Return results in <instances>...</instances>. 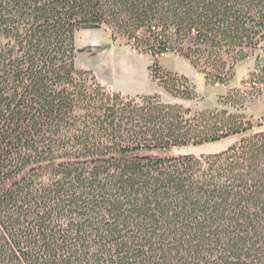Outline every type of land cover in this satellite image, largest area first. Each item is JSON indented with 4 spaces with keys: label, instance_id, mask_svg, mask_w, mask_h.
<instances>
[{
    "label": "trees",
    "instance_id": "obj_1",
    "mask_svg": "<svg viewBox=\"0 0 264 264\" xmlns=\"http://www.w3.org/2000/svg\"><path fill=\"white\" fill-rule=\"evenodd\" d=\"M103 27L175 97L197 91L167 54L213 84L254 55L264 74V0H0V264H264V123L226 108L260 92L197 112L107 94L77 66Z\"/></svg>",
    "mask_w": 264,
    "mask_h": 264
},
{
    "label": "rangeland",
    "instance_id": "obj_2",
    "mask_svg": "<svg viewBox=\"0 0 264 264\" xmlns=\"http://www.w3.org/2000/svg\"><path fill=\"white\" fill-rule=\"evenodd\" d=\"M76 42L78 68L91 72V78L95 77L96 83L100 84L107 94L120 93L131 97H136L139 94H155L160 97L162 102L180 104L197 112L207 109L222 110L225 105L220 100L221 96L236 88L242 90L251 88L250 92H260L257 99L253 101L248 99L244 105L238 104L235 108L229 106L226 108L235 112L239 110L245 114L248 121L255 125L264 123L262 119L264 112L261 111L264 108V74L253 73L257 61L256 55L248 58L249 61L241 63L236 69L234 78L226 85L207 82L202 72L179 55L161 56L160 64L162 67L180 76L185 75L189 78L190 83L196 87L197 97L188 100L175 97L157 82H154L150 74L152 55L141 47L137 48L134 42L126 38H115L112 29L103 27L101 29L80 30L76 34ZM235 139L230 138L201 148H192L191 151L196 153L222 151Z\"/></svg>",
    "mask_w": 264,
    "mask_h": 264
},
{
    "label": "crops",
    "instance_id": "obj_3",
    "mask_svg": "<svg viewBox=\"0 0 264 264\" xmlns=\"http://www.w3.org/2000/svg\"><path fill=\"white\" fill-rule=\"evenodd\" d=\"M249 60H250V59H247V60H245V61L240 62V63L236 66V69L238 68V66H239L241 63L247 62V61H249ZM235 74H236V73H235ZM244 81H245V80H244ZM244 81H243V82H244ZM118 92H119V91H118ZM139 95H143V94H139ZM148 95H149V94H148ZM261 111L264 112V108H262Z\"/></svg>",
    "mask_w": 264,
    "mask_h": 264
},
{
    "label": "built area",
    "instance_id": "obj_4",
    "mask_svg": "<svg viewBox=\"0 0 264 264\" xmlns=\"http://www.w3.org/2000/svg\"><path fill=\"white\" fill-rule=\"evenodd\" d=\"M258 64H259L260 66L264 65V61H263V59H262V60H259V61H258ZM255 67H256V65H255ZM254 69H255V68H254Z\"/></svg>",
    "mask_w": 264,
    "mask_h": 264
}]
</instances>
